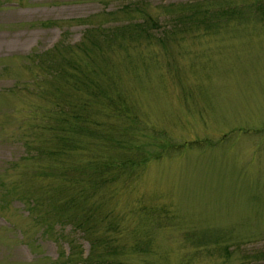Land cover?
<instances>
[{
	"label": "rangeland",
	"instance_id": "1",
	"mask_svg": "<svg viewBox=\"0 0 264 264\" xmlns=\"http://www.w3.org/2000/svg\"><path fill=\"white\" fill-rule=\"evenodd\" d=\"M208 1L244 4V12L213 20L205 31L167 11ZM246 1L0 0V264H75L78 255L91 256L79 208L58 223L29 204L33 191L40 200L58 182L46 173L64 164L34 157L49 137L37 127L69 78L70 61L85 57L73 47L88 39V29L149 18L156 23L151 38H118L109 51L133 106L131 122L106 110L73 125L71 145L79 148L66 161L76 165L86 151L89 162L93 137L114 131L147 159L141 166L134 158L135 169L126 167L101 203L111 220L134 224L118 246L125 264H264V20L255 12L259 0ZM73 93L68 100L86 95ZM123 143L99 154L121 157Z\"/></svg>",
	"mask_w": 264,
	"mask_h": 264
},
{
	"label": "trees",
	"instance_id": "2",
	"mask_svg": "<svg viewBox=\"0 0 264 264\" xmlns=\"http://www.w3.org/2000/svg\"><path fill=\"white\" fill-rule=\"evenodd\" d=\"M208 2H210L209 6L198 2L193 5L169 6L171 9L167 11L178 16L187 15L189 24L193 28H202L201 30L205 31L211 26L213 20L214 23L222 18L236 20L244 12V4L237 7L232 3L229 4V2L226 4L222 3L223 1ZM245 2L248 1L245 0ZM246 5L248 6L247 3ZM255 12L258 13L256 15L261 20H264V0L257 1ZM191 16L196 17L191 20ZM154 21L149 18L144 23L128 24L118 29H108L104 26L88 29V39H84L77 48L73 47V50L79 49L82 51L85 57L70 61V65H72L70 76L64 81L65 85L62 89L53 92L52 97H55L53 102L56 99L55 104L52 108H47L43 124L37 127L39 130L48 132L49 137H47L48 140L45 144L42 142L40 150L36 151L34 157L48 154L56 160L63 161L64 164H59L51 170V173H46L44 177H53L58 182L54 185H46L47 188H43V191L41 189L40 200L35 198L37 195L33 191L31 197L28 198L29 204L33 209L39 210L40 218L45 219V221L50 219L51 222L58 223H64L67 218H75V216L67 215L66 210L79 208L82 216L78 221V227L90 241L92 254L85 259L78 255L81 262L75 264H125L124 261L122 262L119 259L125 256L124 248L121 250L118 246L121 241L126 242L125 236H129L135 230L134 224L131 220L125 225L121 218L111 220L106 215L107 213H104V205L110 200L109 197L112 196L114 191H110V185L117 183L127 175L124 172L126 167L135 169L133 167L136 166L134 163L138 161L134 158L142 159L141 166L146 163L147 159L134 152L132 147L123 143L126 137H117L118 131H114L115 137H93L97 142V146L95 147V143H93L95 150L92 154L91 150H88L91 154L89 162L88 154L85 151L80 152L82 155L84 154V159H79L78 164L73 165L70 160L67 162L66 158L79 147L74 148L71 145L72 140L69 137V131L73 125L80 128V126L86 125V122L90 119L96 120V115H101L106 110H112L111 118L115 120L118 118L123 125L131 122L133 106L128 105L131 100H128L129 97L122 90V81L118 75L116 64L109 59V51L117 47L116 39L118 38H128V40L142 39L145 36L151 38L150 31L156 24ZM91 37L94 38L91 42L95 41L93 44L90 43ZM89 44H91V47ZM76 90H81L82 95L83 92L86 95L81 96V101H78L77 97H74L75 100H68L69 94ZM92 106H94L93 111ZM91 112L97 114L91 117ZM107 117H109V114ZM80 118L82 120H78ZM83 129L87 132V128L84 127ZM122 143L123 150L121 152L123 154L121 153V157L113 155L104 158L106 159L104 160L99 154L101 153L100 149H105L109 153L115 152L117 144ZM55 162L57 163V161ZM104 201L106 202L101 205ZM45 216L48 219L44 218ZM97 229L100 233L96 231ZM102 230L103 233H108V235L115 234V239L103 237L101 235ZM149 240L148 238L146 243L150 246L152 241ZM130 245L137 251L133 244ZM76 257L77 254L72 253L69 261L73 263Z\"/></svg>",
	"mask_w": 264,
	"mask_h": 264
}]
</instances>
